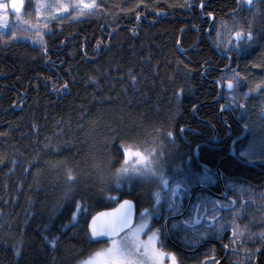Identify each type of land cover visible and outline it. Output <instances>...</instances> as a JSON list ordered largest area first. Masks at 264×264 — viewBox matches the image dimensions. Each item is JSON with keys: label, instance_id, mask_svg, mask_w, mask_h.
Returning <instances> with one entry per match:
<instances>
[{"label": "trees", "instance_id": "obj_1", "mask_svg": "<svg viewBox=\"0 0 264 264\" xmlns=\"http://www.w3.org/2000/svg\"><path fill=\"white\" fill-rule=\"evenodd\" d=\"M96 1L89 17L51 22L40 45L0 38V264H83L107 244L88 231L96 213L125 199L136 218L152 211L156 182L121 175L131 152L163 159V178L195 168L194 148L215 159L200 143L225 133L211 83L225 62L200 14L257 40L241 47L239 97L262 106L249 121L264 115V14L232 15L233 0L200 14L206 0ZM77 202L88 214L74 222Z\"/></svg>", "mask_w": 264, "mask_h": 264}, {"label": "flooded vegetation", "instance_id": "obj_2", "mask_svg": "<svg viewBox=\"0 0 264 264\" xmlns=\"http://www.w3.org/2000/svg\"><path fill=\"white\" fill-rule=\"evenodd\" d=\"M233 1L232 15L264 14L259 10L264 0ZM203 3L197 6L199 14ZM200 18L209 20L205 38L225 62L217 70L221 76L211 82L217 90L213 104H218V119L225 133L217 137L212 128V136L204 139L211 145L200 143L214 152V160L201 158L194 148L195 168L166 177L163 195L153 209L158 208L153 217L163 241L161 252L172 264H264V115L257 123L249 121L255 105L245 106L242 101L250 97V91L239 97L244 80L239 65L245 59L241 47L256 46L257 40L249 41L248 32L240 30L237 32L245 38L233 40L237 32L223 36L221 26H214V21L211 24V16L200 14ZM261 107L257 105L255 110ZM252 123L260 129L254 130ZM221 148L224 155L220 157ZM223 164L236 167L225 169Z\"/></svg>", "mask_w": 264, "mask_h": 264}, {"label": "rangeland", "instance_id": "obj_3", "mask_svg": "<svg viewBox=\"0 0 264 264\" xmlns=\"http://www.w3.org/2000/svg\"><path fill=\"white\" fill-rule=\"evenodd\" d=\"M19 6V11L12 9L11 5L13 0H0V3L6 4L7 8L0 9V38L4 43H10L15 41H26L32 45H40L45 34L49 31V24L54 21L66 17H89L93 15L97 7L96 0H15ZM94 8L88 9L84 8L85 5L93 4ZM84 9L83 14H81V9ZM264 130V129H263ZM264 140V134L261 135ZM141 156L136 155L134 152L127 154L125 157L124 165L121 169L122 176H148L150 180L156 182L157 192L155 193V206L157 198L159 199L163 193L162 190L166 186V177H161L158 175L160 173V166H162L163 159L156 158L155 155H150L147 160L151 162L150 166H154L155 174L148 173L147 175L138 174L133 171L136 167H142L139 163ZM126 169V171H123ZM154 206V207H155ZM158 210V208H156ZM155 211H150L146 214H141L135 220L134 226L131 228V232H135L136 227L141 223L147 222V227L138 233L140 243V255L133 256L131 258H125V264H127L128 259L131 260V264H172L169 261H165L164 253L161 252L160 238L154 239L153 244L156 249L159 250V254L156 258H149L144 256V246L143 242H147L149 239V228L153 232L157 233L156 223L154 217L156 215ZM132 239L131 233L126 232L120 236L117 240L123 239L125 235ZM111 246V241H108L106 246L99 250L98 252H103L104 249ZM97 253V252H96ZM96 253L91 256V264H105V261L109 259L107 255H102L96 257ZM90 259V258H89ZM86 260V261H89Z\"/></svg>", "mask_w": 264, "mask_h": 264}, {"label": "snow or ice", "instance_id": "obj_4", "mask_svg": "<svg viewBox=\"0 0 264 264\" xmlns=\"http://www.w3.org/2000/svg\"><path fill=\"white\" fill-rule=\"evenodd\" d=\"M94 2L90 5H85L84 8H94ZM12 9L19 11V6L13 0V3L11 5ZM7 8L6 4L0 3V9ZM84 9H81V14H83ZM238 40H243L244 34L241 32L236 33ZM247 39L249 41L252 40L253 34L251 32H248ZM231 86V85H230ZM137 155L141 156V160L139 161L140 164H142V167H136L133 169L135 173L147 175L148 173L155 174V168L154 166H150L151 162L147 160V157H144L140 153H137ZM123 171H126L124 169ZM69 184L73 183V180L71 178V170H69ZM125 206H128L125 208ZM77 213L73 214V221L78 222L77 220V214H80L82 216H87V207L82 205L81 203L77 202L76 205ZM119 211V215L114 217L110 221H106L100 225H97V218L104 216L105 213H97L96 216L92 217V224L91 227V236L99 237L102 234H106L109 237H114L118 234L119 231H128L131 233L132 239H129V236L126 234L123 239L117 240L112 239L111 246L104 249L103 252H97L95 255L96 257H100L102 255H107L109 257L108 260L105 261V264H125V258H131L133 256L140 255V247L138 246L141 241H139L138 233L143 230L145 227H147V222L141 223L138 227H136L135 232H131L130 225H131V205L129 201H124L123 205H121L120 210H114ZM157 232L159 230H156ZM149 239L147 242H143L144 246V256L149 258H156L159 254V250L156 249L155 245L153 244L154 239H159V237L156 235V232H153L151 228H149ZM160 243H163L161 240ZM173 261H175V256L173 255ZM83 264H91V257L89 261H84ZM127 264H131V260L128 259Z\"/></svg>", "mask_w": 264, "mask_h": 264}, {"label": "water", "instance_id": "obj_5", "mask_svg": "<svg viewBox=\"0 0 264 264\" xmlns=\"http://www.w3.org/2000/svg\"><path fill=\"white\" fill-rule=\"evenodd\" d=\"M211 0H208L207 2L201 4V6L199 8H202V6L206 5L208 2H210ZM206 19V18H204ZM210 21H211V24L213 22V19L210 18ZM180 39V37H179ZM233 40H236V41H239L238 38H237V35H235L233 38ZM177 47L179 48V42L177 43ZM179 52L181 54L184 53V51L180 50L179 48ZM226 69H223L221 71H225ZM227 85H231V84H227ZM124 201H129L130 202V205H131V225H130V229L134 226L135 224V220H136V209H135V205L134 203L131 201V200H122L120 201L118 204H116V206H114L113 208L111 209H106V210H102L98 213H105L104 216H101V217H98L97 218V225H100L106 221H110L112 220L114 217L118 216L119 215V211H114V210H120L121 209V205H123ZM128 206H125V208H127ZM97 213L94 215L96 216ZM92 224V218L90 219L89 223H88V231L91 235V227L90 225ZM128 232L127 230L126 231H119L118 234L114 237H109L108 235L106 234H102L101 236L99 237H96V236H92L95 240L97 241H101V242H108V241H112V239H117L119 238L121 235H123L124 233Z\"/></svg>", "mask_w": 264, "mask_h": 264}, {"label": "bare ground", "instance_id": "obj_6", "mask_svg": "<svg viewBox=\"0 0 264 264\" xmlns=\"http://www.w3.org/2000/svg\"><path fill=\"white\" fill-rule=\"evenodd\" d=\"M125 200H126V199H125ZM118 203H119V202H118ZM118 203H117V204H118ZM115 206H116V205H115Z\"/></svg>", "mask_w": 264, "mask_h": 264}]
</instances>
